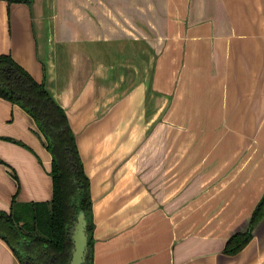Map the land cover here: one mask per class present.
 <instances>
[{
	"label": "crops",
	"instance_id": "crops-1",
	"mask_svg": "<svg viewBox=\"0 0 264 264\" xmlns=\"http://www.w3.org/2000/svg\"><path fill=\"white\" fill-rule=\"evenodd\" d=\"M198 1L182 55L163 64L140 0H0V55L45 83L75 133L91 180L93 264H264V218L247 246L225 252L264 195V0ZM244 113L255 114L246 125L227 117ZM181 122L190 133L254 131L208 140L200 170L196 156L182 158ZM51 161L35 119L0 97V210L50 201ZM189 179L198 183L185 190ZM0 264H20L1 237Z\"/></svg>",
	"mask_w": 264,
	"mask_h": 264
},
{
	"label": "trees",
	"instance_id": "trees-1",
	"mask_svg": "<svg viewBox=\"0 0 264 264\" xmlns=\"http://www.w3.org/2000/svg\"><path fill=\"white\" fill-rule=\"evenodd\" d=\"M6 1L9 4L33 3V0ZM0 97L20 105L35 119L46 139V146L52 153L50 174L54 181L50 201H14L9 212L0 210V237L21 258L14 240L22 238L23 234L20 231L14 232V227L23 220L24 227L30 229V233L25 235L32 243L29 248L33 257L30 259L32 264H69L72 244L67 225L73 223L80 209H84L88 219L90 247L85 264H93L95 223L91 180L85 172L66 111L56 102L45 83L38 82L10 54L0 55ZM263 218L264 195L254 208L248 228L234 233L227 240L225 252L233 255L247 246L256 225ZM11 233L15 235L14 239Z\"/></svg>",
	"mask_w": 264,
	"mask_h": 264
},
{
	"label": "rangeland",
	"instance_id": "rangeland-1",
	"mask_svg": "<svg viewBox=\"0 0 264 264\" xmlns=\"http://www.w3.org/2000/svg\"><path fill=\"white\" fill-rule=\"evenodd\" d=\"M121 2L123 0H120ZM128 1V0H124ZM130 2V1H129ZM141 6H142V27L144 32V37L149 42H153L157 45V49L161 51L159 54V57L162 54V57L164 60H167L168 53L175 51L176 54L181 53L184 48V32L185 30H188L187 28H190L193 26L194 22H189L188 18L185 16H194L198 15V0H140ZM115 5V3H114ZM202 5V4H201ZM200 5V6H201ZM199 9L203 10V5ZM115 10V8L113 9ZM111 10V11H113ZM113 17L117 18L115 14H111ZM184 17V18H183ZM191 25V26H190ZM171 30V34H175L173 38H169L168 33L166 30ZM171 35V36H173ZM150 36L152 38H150ZM171 47V48H170ZM170 49V50H169ZM180 55V54H179ZM180 58V56H178ZM177 58V65L176 71L174 74V79H177L178 76H180V65L183 62V57L181 58V61H179ZM163 64H169L168 60L162 62ZM181 63V64H179ZM255 114L252 113H244V114H235L231 116H227L229 119L234 117L233 120H241L242 123L246 125V122L252 118V116ZM220 119V117H219ZM168 122V121H167ZM171 125L170 122H168ZM182 125V134H181V141L183 142V149H182V158L184 161H186V157L189 160L190 156H196L197 159H199V166L202 165L200 170L202 168L206 167V163L203 165V162H207V158L209 156L208 150H210V141H215L217 138H220L223 136V138H229L230 140H235V143H237V140L239 138H252L253 137V131L254 130H247V129H238V128H231L228 131L223 130H214V132L206 131L199 128L196 130V133H190L188 131L189 125L187 122ZM195 126V124H193ZM236 126L240 125V123L235 124ZM225 133V134H224ZM224 134V135H222ZM185 140H196L197 144L195 147L197 148H189L186 144L187 142H184ZM207 142V143H206ZM209 147V148H208ZM264 147V146H263ZM205 157V158H204ZM203 160V161H202ZM184 172L190 171L189 165H184ZM205 170V169H204ZM198 183V180L191 181L185 180L183 184L185 185V190L191 189L192 185ZM187 194V193H186Z\"/></svg>",
	"mask_w": 264,
	"mask_h": 264
},
{
	"label": "water",
	"instance_id": "water-1",
	"mask_svg": "<svg viewBox=\"0 0 264 264\" xmlns=\"http://www.w3.org/2000/svg\"><path fill=\"white\" fill-rule=\"evenodd\" d=\"M34 1V0H33ZM32 5V4H31ZM88 219L84 209H80L76 219L70 226L72 256L69 264H85L90 251L88 239L89 233L87 230Z\"/></svg>",
	"mask_w": 264,
	"mask_h": 264
},
{
	"label": "flooded vegetation",
	"instance_id": "flooded-vegetation-1",
	"mask_svg": "<svg viewBox=\"0 0 264 264\" xmlns=\"http://www.w3.org/2000/svg\"><path fill=\"white\" fill-rule=\"evenodd\" d=\"M42 132V131H41ZM74 171H76V168L74 167L73 168ZM11 210V209H10ZM73 223L71 224H68L67 225V231L69 233V238H70V241H71V231H70V226L72 225ZM23 234V237L20 238V239H16L14 240L15 241V245H16V250L20 252V256H17L19 261H20V264H32L31 263V255L29 253V248H30V245L32 244L31 241L28 240V237L26 235H28L30 233V229L27 228V227H24V222L23 220L20 221L19 223H17L14 227V232H19ZM26 234V235H25ZM11 236L12 238L14 239L15 235L13 233H11ZM72 244V242H71ZM72 248V246H71ZM73 249V248H72ZM22 250V251H21ZM15 252V251H14ZM16 254V253H15ZM89 255V254H88ZM71 256H72V251H71ZM88 257V256H87ZM33 258V257H32ZM71 259V258H70Z\"/></svg>",
	"mask_w": 264,
	"mask_h": 264
}]
</instances>
